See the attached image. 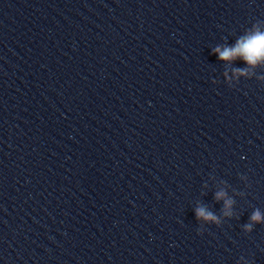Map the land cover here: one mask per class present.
I'll use <instances>...</instances> for the list:
<instances>
[{
    "label": "clouds",
    "instance_id": "1",
    "mask_svg": "<svg viewBox=\"0 0 264 264\" xmlns=\"http://www.w3.org/2000/svg\"><path fill=\"white\" fill-rule=\"evenodd\" d=\"M214 52L218 53L219 59L224 61H231L237 57H241L249 65H256L258 62L264 60V32L259 31L256 28L254 31L249 32L245 36L241 37L234 47H224L221 49L217 47ZM239 74H245L246 70L236 69ZM226 194L219 192L216 194V199L219 200ZM232 200H226L225 206L230 207ZM226 215H231L230 212H226ZM197 218H203L204 220L215 221L217 217L205 207H199L196 209ZM264 220L259 209L255 210L251 217L250 223L244 227L246 230H251L252 222H261Z\"/></svg>",
    "mask_w": 264,
    "mask_h": 264
}]
</instances>
